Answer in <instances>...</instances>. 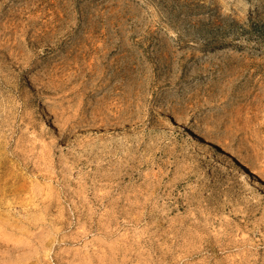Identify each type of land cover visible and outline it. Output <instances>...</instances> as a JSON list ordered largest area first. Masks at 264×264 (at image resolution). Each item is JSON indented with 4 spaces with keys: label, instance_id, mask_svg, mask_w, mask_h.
I'll return each instance as SVG.
<instances>
[{
    "label": "rangeland",
    "instance_id": "obj_1",
    "mask_svg": "<svg viewBox=\"0 0 264 264\" xmlns=\"http://www.w3.org/2000/svg\"><path fill=\"white\" fill-rule=\"evenodd\" d=\"M172 116L264 182V0H0V258L264 264V189Z\"/></svg>",
    "mask_w": 264,
    "mask_h": 264
},
{
    "label": "bare ground",
    "instance_id": "obj_2",
    "mask_svg": "<svg viewBox=\"0 0 264 264\" xmlns=\"http://www.w3.org/2000/svg\"><path fill=\"white\" fill-rule=\"evenodd\" d=\"M241 41L243 40H240L239 42ZM171 120L175 125L179 126L180 131H186V134L196 136L202 144H204L205 146L209 147L212 150H215L219 154L229 158L232 161V163L236 164L241 169L242 174H246L247 176L250 177L252 176V179L254 180V182H251L252 186H256L257 184L258 185L260 184V186H262V188L264 189V182L261 180L259 175L253 169H250L246 163L237 159L232 153L228 152L223 147H220L215 141L212 140V138L206 132L200 129L188 128L185 125V123H183V121L177 116H172ZM13 263L14 261L10 259L0 258V264H13Z\"/></svg>",
    "mask_w": 264,
    "mask_h": 264
}]
</instances>
